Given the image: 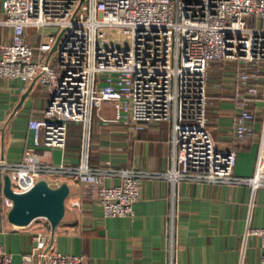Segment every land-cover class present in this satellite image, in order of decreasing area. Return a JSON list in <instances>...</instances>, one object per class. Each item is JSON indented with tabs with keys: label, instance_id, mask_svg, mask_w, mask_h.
I'll list each match as a JSON object with an SVG mask.
<instances>
[{
	"label": "built area",
	"instance_id": "obj_1",
	"mask_svg": "<svg viewBox=\"0 0 264 264\" xmlns=\"http://www.w3.org/2000/svg\"><path fill=\"white\" fill-rule=\"evenodd\" d=\"M0 14V24L11 29L9 41L0 46V77L38 80L49 92L43 116L27 120L31 144L21 159L0 160L14 192L29 190L47 175L70 173L82 177L86 195L98 201L104 216L134 218L145 177L171 183L264 184V112L254 171L248 177L233 174L236 151L217 148L206 125L211 103L207 62L233 61L240 64L238 82L247 86L246 91L236 87L233 95L234 133L251 130L256 112L250 97L258 91L257 64L264 61V0H1ZM29 26L58 29L54 36L42 35L39 44L46 52L59 35L54 66L48 58L33 59L25 39ZM122 35L129 37V45H120ZM104 103L112 106L113 117L98 114ZM92 110L104 122H129L134 129L151 121L170 123V166L155 172L91 167L86 157L76 166L45 162L37 149L63 148L69 121L83 125L87 143ZM107 175L118 176L119 182L103 183ZM11 206L12 200L3 197L2 210ZM47 234H36L32 250L21 255L23 261L36 257L39 264H83L82 255L53 249ZM245 234L258 238V264H264V226L249 227ZM0 264H13L2 244Z\"/></svg>",
	"mask_w": 264,
	"mask_h": 264
},
{
	"label": "crops",
	"instance_id": "obj_2",
	"mask_svg": "<svg viewBox=\"0 0 264 264\" xmlns=\"http://www.w3.org/2000/svg\"><path fill=\"white\" fill-rule=\"evenodd\" d=\"M42 28L45 27H26L25 39L34 60L48 58L54 66L55 50H39ZM10 33L9 26L0 24V46L9 41ZM228 62L227 67L219 65L220 86L210 92L214 98L206 110V125L217 148L236 151L233 174L248 177L254 171L264 112V61L257 64L258 91L250 97L256 118L242 137L233 129L237 111L233 95L236 87L246 91L247 86L237 80L240 64ZM48 99V90L38 80L0 77V160L16 163L21 159L31 144L27 120L42 117ZM99 110L98 114L105 117ZM90 124L94 137L87 139L85 147L80 138L72 143L68 140L67 125L63 148L40 147L37 151L45 162L55 165L76 166L86 157L91 167L162 172L170 166V123L151 121L134 129L129 122H104L97 117ZM3 174L0 170V244L12 254L13 264H39L36 257L30 262L21 258L32 250L39 232L48 233L46 240L53 249L82 255L83 264H258V238L245 232L249 227L264 226V184L188 180L171 183L163 177H145L134 204L135 216L129 218L104 216L98 201L86 195L82 177L70 173L47 175L50 185L65 181L69 186L64 215L51 237L45 218H36L26 226L8 222L1 208L5 197ZM102 181L115 184L119 177L107 175Z\"/></svg>",
	"mask_w": 264,
	"mask_h": 264
},
{
	"label": "water",
	"instance_id": "obj_3",
	"mask_svg": "<svg viewBox=\"0 0 264 264\" xmlns=\"http://www.w3.org/2000/svg\"><path fill=\"white\" fill-rule=\"evenodd\" d=\"M58 37L59 35L52 45L51 51L55 49ZM2 194L12 200V206L6 211L8 222L17 226H26L36 218H45L52 237L55 227L64 215L69 186L65 181L52 186L46 179L41 178L29 190L18 193L11 189L9 175L4 173Z\"/></svg>",
	"mask_w": 264,
	"mask_h": 264
},
{
	"label": "rangeland",
	"instance_id": "obj_4",
	"mask_svg": "<svg viewBox=\"0 0 264 264\" xmlns=\"http://www.w3.org/2000/svg\"><path fill=\"white\" fill-rule=\"evenodd\" d=\"M58 29L54 26H50V27H45L42 29H39V33L40 34H50V33H57ZM38 33V34H39ZM121 46H127L129 45V37L127 35H122L121 36ZM226 67L229 66V62L228 61H223L222 62ZM220 65V61L218 60H209L207 62V68H206V85H207V95L209 100H213L214 97H210V92L214 89V88H218L220 86V76H221V71L219 68ZM232 68V66H231ZM99 113H103L105 114V117H112L113 116V109L111 107L110 104H102L101 109L99 110ZM97 114L95 112V110H92V115H91V121L93 122L94 119H97ZM68 140L72 143V142H76L77 138H80V143L81 145L84 144L85 147V143H86V139H84V135H83V129H82V124L79 122H75V121H69L68 122ZM91 125V124H90ZM94 137V128H92V126L89 129V133H88V138L90 141V138ZM42 159L44 160V157H42Z\"/></svg>",
	"mask_w": 264,
	"mask_h": 264
},
{
	"label": "trees",
	"instance_id": "obj_5",
	"mask_svg": "<svg viewBox=\"0 0 264 264\" xmlns=\"http://www.w3.org/2000/svg\"><path fill=\"white\" fill-rule=\"evenodd\" d=\"M221 63H222V62L220 61V66H222V64H221ZM243 135H244V134H243ZM243 135H242V136H243ZM242 136H239V137H242Z\"/></svg>",
	"mask_w": 264,
	"mask_h": 264
}]
</instances>
